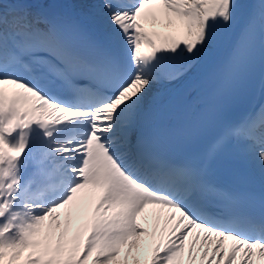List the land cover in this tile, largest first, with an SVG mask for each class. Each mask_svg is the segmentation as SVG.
Listing matches in <instances>:
<instances>
[{"label":"snow or ice","instance_id":"6c2138e0","mask_svg":"<svg viewBox=\"0 0 264 264\" xmlns=\"http://www.w3.org/2000/svg\"><path fill=\"white\" fill-rule=\"evenodd\" d=\"M5 5L0 264H264V110L232 123L223 105L257 71L264 89V0ZM206 52L214 106L197 128L218 131L181 159L186 132L164 126L153 86ZM238 143L259 181L222 185L211 166Z\"/></svg>","mask_w":264,"mask_h":264},{"label":"bare ground","instance_id":"6f19581e","mask_svg":"<svg viewBox=\"0 0 264 264\" xmlns=\"http://www.w3.org/2000/svg\"><path fill=\"white\" fill-rule=\"evenodd\" d=\"M13 2L14 0H5V3L8 4L5 6H10ZM100 2L101 0H68V3L73 6L76 12L87 3L99 4ZM246 2L252 3L254 0H246ZM81 17L84 19L83 16ZM239 23L241 21L238 20L237 25ZM232 31H235V27ZM215 57V52H206L200 64L184 81L153 86L152 95L159 100L157 111L166 112L164 117V126L166 128L180 123L200 103L203 95L207 92L204 82L211 72ZM262 110H264V89L261 88L259 83L253 103L239 121L248 116L258 114ZM238 147L248 162L247 167H249L250 179L258 182L260 177L259 165L257 168H253L254 163L258 164L257 160L249 153L248 148L244 144L238 143ZM250 157H252L251 160L249 159ZM258 170L259 174H257ZM226 243L230 244L231 241Z\"/></svg>","mask_w":264,"mask_h":264},{"label":"rangeland","instance_id":"374dc122","mask_svg":"<svg viewBox=\"0 0 264 264\" xmlns=\"http://www.w3.org/2000/svg\"><path fill=\"white\" fill-rule=\"evenodd\" d=\"M130 264H131V262H130ZM141 264H142V260H141Z\"/></svg>","mask_w":264,"mask_h":264}]
</instances>
